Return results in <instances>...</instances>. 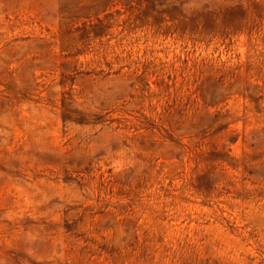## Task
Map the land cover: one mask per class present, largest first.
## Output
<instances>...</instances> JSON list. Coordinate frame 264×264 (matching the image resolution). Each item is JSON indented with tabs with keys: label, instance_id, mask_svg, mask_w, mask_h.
<instances>
[{
	"label": "rangeland",
	"instance_id": "obj_1",
	"mask_svg": "<svg viewBox=\"0 0 264 264\" xmlns=\"http://www.w3.org/2000/svg\"><path fill=\"white\" fill-rule=\"evenodd\" d=\"M0 264H264V0H0Z\"/></svg>",
	"mask_w": 264,
	"mask_h": 264
}]
</instances>
